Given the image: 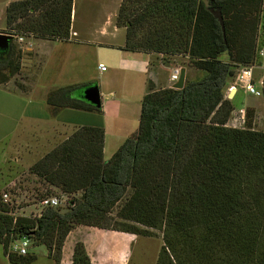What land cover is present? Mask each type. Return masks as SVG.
<instances>
[{"label": "trees", "instance_id": "16d2710c", "mask_svg": "<svg viewBox=\"0 0 264 264\" xmlns=\"http://www.w3.org/2000/svg\"><path fill=\"white\" fill-rule=\"evenodd\" d=\"M206 1H121L115 24L125 29L123 50L187 57L205 77L181 90L148 83L136 133L109 160L103 128L78 127L35 164L32 173L70 199L65 208H44L37 219H14L0 202V244L9 263L34 261L8 252L27 239L60 264L66 237L81 225L137 237L161 232L156 264H264V132L229 127L234 108L224 96L238 68L260 60L263 0ZM72 10L73 0L11 2L4 33L67 41ZM20 58L12 45L0 59V85L18 74ZM91 85L59 88L46 103L54 114L100 113L83 98ZM71 264H92L80 243Z\"/></svg>", "mask_w": 264, "mask_h": 264}, {"label": "rangeland", "instance_id": "374dc122", "mask_svg": "<svg viewBox=\"0 0 264 264\" xmlns=\"http://www.w3.org/2000/svg\"><path fill=\"white\" fill-rule=\"evenodd\" d=\"M9 1L10 0H0L1 34H5L4 32H6V25L4 23L5 8L8 6V4L11 3ZM117 1L118 0H73V9L75 10V18L73 21L74 28L76 30H80L81 33L83 32L85 34H92L98 33L102 28L109 27L108 23L109 21H113L112 13H115L116 11ZM31 38L35 39L34 36H24L22 37L21 42H18L17 39L13 40L12 45L15 47V53L16 51H20L21 53V58L19 61L20 70L18 74H16L8 81V83L0 85L1 88L17 92L19 90L26 91L27 88L31 87L34 93L36 92V96H39V94H43L46 90L48 91L47 93H50L54 90L59 89L57 87H54L57 86L56 83L59 86L61 85L60 88H64L63 86L66 85H80V82H82V80L84 79L96 84L97 86L99 82L107 81L106 79H104V77H107L108 73L110 74V70H108L103 75H99V70L97 67L98 62H103L105 66L108 67L105 53L91 52L83 55L82 67L80 66V61L75 56L71 59V64L66 69H64V67L60 68V66L54 63L52 59L51 62H49L47 76L43 79L46 84L38 83L39 77L37 76V70L40 73L41 62L38 58L36 59L35 57L31 56H34L36 53L35 47L31 49L28 46V41H30ZM257 43L258 45L261 43L263 44L262 46H264V0L259 12ZM159 57H161L162 60L164 59L163 62L168 66L167 68L161 70L159 77L160 80L162 78L167 81L173 71H175L176 69L182 70V68L184 67H187L192 71H189V78L192 81H200L205 77V73L198 71L197 69H194L189 65L187 57ZM12 59H14V57ZM155 61L156 60H154V62ZM254 65L263 67H255L254 69V86L258 91H261L262 89L258 82L264 78V58L260 59L259 62ZM35 71L37 74L35 73ZM7 72L8 70L4 68L3 73ZM82 73L85 74V76H83ZM235 79L236 75L232 80L229 81L227 85H234ZM104 87V90L108 88L105 84ZM47 93L44 95H48ZM228 93L229 90L226 89L224 91V96L226 97ZM6 103H8V101H6ZM246 103H253L257 105L261 114L257 113V115L254 116V114L251 115L248 112L246 113V115L240 117L237 108L235 109L233 107L234 109L230 115V122L228 121V126L244 129L248 128L249 125L250 128L255 131L264 132V98L255 97L249 94H246V96H244L243 94H241V92H239L238 96L235 99V106L239 108L241 104ZM17 108L18 107H16V109ZM238 117H240V119L242 120L237 121L236 119ZM13 124L14 123L8 122L3 118L0 119V202L2 199V195L4 193L8 194V197L11 200L8 210L11 213L10 215L14 219L17 217L37 219L40 216L41 211L43 210L42 207L38 204V201L42 198L55 197L59 202L56 208L62 209L67 207V202L70 199V196H64L60 193V191H58V189L50 187L47 183H45L43 179L32 173V168L46 154L52 151L50 149H54L62 143L60 141L64 138V136L61 133L70 134L72 131L68 130L67 132L66 129H64V132L60 130H54L50 127L49 124H44L38 127L39 133L36 137L37 142L33 143L31 141L32 137L30 135V132L27 135L28 138L26 140L22 139L19 136L18 132H21L20 129L22 124ZM22 140L24 141L22 142ZM13 141L15 142L13 143ZM28 155L36 158L28 160ZM46 193L51 194L47 195ZM114 214L115 213L113 212L112 215ZM71 232L72 233L67 240V245L72 242L74 236H81L82 240H78L75 245L77 243H80L85 249L86 253L87 248L92 249L94 247L95 236H98V245L100 246L101 251L103 250L102 252L104 253H102L103 258L101 259V261L98 257L97 259L98 262L101 263L103 261L106 264H115L116 257L119 256L117 254H122L120 264H156L159 250L163 245L162 233L159 231H152V233L154 234L153 237H137L133 234L125 232L113 231L110 229H98L80 225L74 226ZM65 241L62 247V254ZM21 243L22 240H19L18 242L11 244V246L8 247V252H17L16 247H19ZM26 252L27 253L24 256L28 255L35 257L34 261L30 264H54V262L48 258V251L46 247L43 245H37L32 240L29 241ZM66 259L67 258L65 257V261ZM0 264H11L9 263L6 256H4L1 244ZM65 264L69 263H67L66 261Z\"/></svg>", "mask_w": 264, "mask_h": 264}, {"label": "crops", "instance_id": "0c3cea01", "mask_svg": "<svg viewBox=\"0 0 264 264\" xmlns=\"http://www.w3.org/2000/svg\"><path fill=\"white\" fill-rule=\"evenodd\" d=\"M14 1L16 0H10L9 2ZM121 1H117L116 11L112 13L113 21H109L108 23L109 27L102 28L98 33L85 34L81 33L80 30H76L73 24L75 18V10L73 9L71 13L70 36L67 41L36 40L33 38L28 41V46L31 49L35 47L36 53L34 56H31L36 59L38 58L41 62L40 73L37 70L38 83L40 84H46L43 79L47 76L49 62L52 59L60 68L64 67L66 69L71 64V59L75 56L80 61V66L82 67L83 55L91 52L105 53L108 67L105 66L107 68L104 72L99 71V75H103L108 70H110V74L108 73L107 77H104L107 81L99 82L98 86L86 79L80 82L81 84H93L98 87L101 97L100 113L63 109L54 114L46 103L47 95L45 96L44 94L48 92L47 90L45 91L46 93L44 92L36 96V92L34 93L31 87L27 88L26 91L19 90L17 92L0 87V119L3 118L8 122L14 123L13 125L22 124L21 132H18L22 139L26 140L30 132L31 141L33 143L37 142L38 127L44 124H49L52 129L62 132H64V129L67 132L68 130L73 132L78 127H102L104 130L103 159L107 161L123 142L136 133L139 124L141 100L148 92V83L153 85L154 90L173 87L174 84L170 82V78L167 81L162 78L161 80L159 79L161 70L168 67L159 55L123 50L125 29L117 27L114 23ZM154 60L156 61L154 62ZM98 64L105 65L103 62H98ZM255 67L263 68L262 66ZM182 69L185 71L184 84L192 82L189 78V71L191 70L187 67ZM82 75L85 76L83 73ZM104 84L108 87L106 90H104ZM56 85L54 87H61L57 83ZM226 89L229 92L232 89L235 91L231 99H228L227 96L225 97L231 101L235 109L243 111L244 115L248 112L251 115L254 114V116L257 113L261 114L258 106L253 103L241 104L239 108L235 106V99L239 92L244 96L247 94L236 88L235 84L227 85L224 91ZM16 107L18 108L16 109ZM72 132L70 134L61 133L64 138L60 142L65 141ZM50 150H53V148ZM27 158L29 160L36 157L28 155ZM71 233L66 238L60 264H65L66 261L71 264L73 247L78 240H82L81 236H74L69 247L67 240ZM98 243V236H95L94 247L92 249L87 248L88 256L92 264H106L103 261L101 263L98 262L97 257L101 261L103 258L102 253H104L102 252L103 250L101 251ZM117 255L119 256L116 257L115 264H120L122 254ZM65 257L67 258L66 261Z\"/></svg>", "mask_w": 264, "mask_h": 264}, {"label": "built area", "instance_id": "2783aa9c", "mask_svg": "<svg viewBox=\"0 0 264 264\" xmlns=\"http://www.w3.org/2000/svg\"><path fill=\"white\" fill-rule=\"evenodd\" d=\"M12 37L14 39H17L18 42L22 41V37H18V36H12ZM257 57L259 59L264 58V46L259 48ZM97 67L100 72L106 71V67L103 64H98ZM254 69H255V66L253 65L240 67L236 74L235 87L244 91L245 93L249 95L259 97V98H262V97L264 98V86L262 85L264 78L258 82L262 89L261 91H258L254 86ZM180 70L181 69H176L175 71L172 72L170 76L171 83L175 84L178 81ZM238 114L240 117L244 115L243 111H239ZM240 117H238L236 120L241 121L242 119H240ZM1 202L7 207L10 206L11 200L9 199L8 194L4 193L2 195ZM38 204L42 207V209L47 208V207L56 208L59 202L57 198L49 197V198H42L41 200L38 201ZM28 244H29V240L22 239L21 245L19 247H16V251L18 255H21V256L26 255L27 253L26 249L28 247Z\"/></svg>", "mask_w": 264, "mask_h": 264}, {"label": "water", "instance_id": "95a60500", "mask_svg": "<svg viewBox=\"0 0 264 264\" xmlns=\"http://www.w3.org/2000/svg\"><path fill=\"white\" fill-rule=\"evenodd\" d=\"M203 1H204L205 5L207 6V1L206 0H203ZM213 14L218 19L221 18L220 13L213 12ZM13 40H14V38L12 36L0 33V59L8 56V54L11 51ZM224 57H227V53L223 54L222 59H224ZM184 75H185V71H184V69H182L179 73V79L173 85L172 89L181 90L184 87ZM262 85L264 86V81H263ZM234 92H235L234 89H232L228 93L227 98L231 99L234 95ZM83 98L88 104H90L96 108L101 107V97H100L98 87L96 85H91V86L86 87L83 91Z\"/></svg>", "mask_w": 264, "mask_h": 264}, {"label": "flooded vegetation", "instance_id": "af4514ba", "mask_svg": "<svg viewBox=\"0 0 264 264\" xmlns=\"http://www.w3.org/2000/svg\"><path fill=\"white\" fill-rule=\"evenodd\" d=\"M6 57H3L2 59H5Z\"/></svg>", "mask_w": 264, "mask_h": 264}]
</instances>
